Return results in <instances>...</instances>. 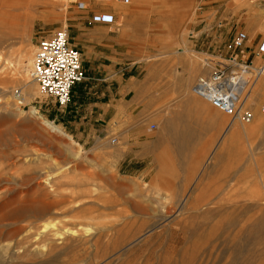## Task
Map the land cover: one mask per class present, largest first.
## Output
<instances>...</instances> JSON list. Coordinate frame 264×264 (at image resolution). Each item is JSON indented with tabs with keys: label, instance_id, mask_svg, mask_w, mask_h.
<instances>
[{
	"label": "rangeland",
	"instance_id": "1",
	"mask_svg": "<svg viewBox=\"0 0 264 264\" xmlns=\"http://www.w3.org/2000/svg\"><path fill=\"white\" fill-rule=\"evenodd\" d=\"M85 1L77 9L75 0H0V90H7L0 93V264H264V128L249 130L264 114L255 104L254 120L228 131V117L191 92L196 78L215 68L235 28L256 48L264 0H191L186 9L182 0ZM104 14L113 21L92 19ZM61 27L86 72L65 108L32 79L35 92L25 95L23 79L38 40ZM263 95L264 79L254 90L259 103ZM187 99L223 118L204 162L223 137L228 142L210 176L211 183L223 181L222 190L202 209L233 196L238 176L246 180L240 206L223 218L192 216L200 210L184 203L201 173L178 168L169 119L181 114L177 129L204 141L216 129L211 118L209 129L195 119L182 105ZM102 107L110 109L97 119ZM129 135L153 142L154 151L144 153ZM253 224L260 229L251 232Z\"/></svg>",
	"mask_w": 264,
	"mask_h": 264
},
{
	"label": "built area",
	"instance_id": "2",
	"mask_svg": "<svg viewBox=\"0 0 264 264\" xmlns=\"http://www.w3.org/2000/svg\"><path fill=\"white\" fill-rule=\"evenodd\" d=\"M128 1L124 0L125 3ZM75 6L85 9L86 1L75 0ZM92 19L109 23L113 15H93ZM247 41L246 31L235 28L226 52L216 55L215 68L198 76L191 87L196 97L228 117L226 129L236 122L250 123L255 117V104L264 114V102L259 103L254 96L258 82L264 79V35L253 50ZM82 62L79 49L70 42L68 28L61 27L38 40L30 77L41 93L51 97L60 108H65L75 86L86 79ZM116 140L115 136L110 138L111 143Z\"/></svg>",
	"mask_w": 264,
	"mask_h": 264
},
{
	"label": "bare ground",
	"instance_id": "3",
	"mask_svg": "<svg viewBox=\"0 0 264 264\" xmlns=\"http://www.w3.org/2000/svg\"><path fill=\"white\" fill-rule=\"evenodd\" d=\"M11 1H13V0H5V3L7 4V2H11ZM189 1H191V0H182L181 1V3H180V5H182L183 7H188L189 6V4H187ZM112 3V5L117 9V8H119V7H121V8H123L122 6H120V5H116L115 3H118V4H120V2H116V1H113V2H111ZM187 4V5H186ZM183 7H182V9H183ZM186 7H185V9H186ZM120 8V9H121ZM105 16H108L109 14H104ZM112 21H113V19H112ZM111 21V22H112ZM32 55V54H31ZM30 58V60H32V57L30 56L29 57ZM31 65V64H30ZM30 69V68H29ZM28 71V70H27ZM25 78H23L24 79V82H25V88H26V93H25V95H27V94H29L30 96L32 95V94H34V92H35V89H36V87H35V84H34V82H32L31 81V78H30V76L28 75V73L26 72V75L24 76ZM6 88H2L1 90H0V93L1 94H5L6 93ZM30 96H25V99H26V97H30ZM261 99H263L264 100V95L263 96H261ZM254 120V119H253ZM252 120V121H253ZM251 121V122H252ZM49 126H51V128L52 129H54L56 132H58V134H65L64 133V131H63V129L60 127V126H57V125H55L54 123H52V122H49L48 120H46L45 121ZM231 126V125H230ZM234 127L232 126V127H229V129H228V131H232V132H235L236 131V129H233ZM244 128V131H246V128L245 127H243ZM262 128H264V119H259L258 120V122H257V125H255V126H253L252 127V129H249V130H254V131H257V130H259V129H262ZM248 131V130H247ZM247 131H246V133H247ZM231 132V133H232ZM249 133V132H248ZM247 133V134H248ZM225 136V135H224ZM230 136V135H229ZM213 141H214V139H213V136H211L208 140H207V143H206V147L208 146V147H210V148H212V145H213ZM224 142H225V137H223L222 139H221V141L219 142V145H218V147H215V148H213V149H215V150H213L212 152H213V154H211V156L209 157V159L207 160V162H204L203 163V169H202V172H201V174H200V179L196 182V183H194V186H193V190H192V192H193V194L191 195V198L189 199V198H187L186 199V202H184V200H182L181 201V204L184 202L185 203V206L189 209V210H200L198 213H191L190 215H192V216H195V217H199V216H204V217H210L211 215H216V217H218V218H223V216L225 215V214H227L228 212H232V211H235L236 209H237V207H239L240 205H238L239 204V202L241 201V198H243V195L239 192V190H240V187H239V184L241 183V182H243V180L244 181H246L245 179H244V177H239L238 176V178H236V181L234 182V187H233V189H235V193L233 194V196H231V197H228V198H224V199H219L218 201H217V203H216V205L214 206V207H207V208H203L202 209V207H203V202L207 199V198H210V197H212L215 193H217L218 191H221L222 190V185H223V181L222 182H215V179H214V182H212L211 183V179L212 178H210V176L212 175V173L213 172H215L216 170H218V169H220L221 168V166H222V157H221V153H222V150H223V146H224ZM217 146V145H216ZM208 152V151H207ZM211 152V153H212ZM202 158V152H196V154L194 155V161H196V160H200ZM192 160V159H191ZM191 162V161H190ZM193 163V162H192ZM247 171H249V174L251 175V170H250V168L249 169H247ZM218 172V171H217ZM190 174V173H189ZM194 176V175H193ZM249 176V175H248ZM209 179H208V178ZM214 177L217 179V180H220V177H219V179L216 177V175H214ZM209 180L210 181V185L208 184V186H207V183H208V181H205V180ZM223 180V179H222ZM213 185H215L214 187H213ZM253 188V185H252V187L251 188H249V190H251ZM249 190H248V192H249ZM238 191V192H237ZM189 200V201H188ZM224 200L226 201V202H228L229 203V200H230V202H231V204H232V206H227V205H225V203H224ZM57 202V201H56ZM54 203V202H53ZM53 203L51 204V205H53ZM250 203V205L252 204L253 205V203H251V202H249ZM7 204V203H6ZM50 204H48V205H50ZM227 204V203H226ZM47 205V204H46ZM46 205L43 207V210L42 211H45V209H46ZM54 205H55V203H54ZM58 206V209H60L59 208V206L60 205H57ZM180 206V205H179ZM48 207V206H47ZM50 208V207H49ZM54 208V207H53ZM1 209V208H0ZM48 209V208H47ZM61 210V209H60ZM0 211H2V210H0ZM173 212V209L172 208H170L169 210H167V216H169V215H171V213ZM48 214V213H47ZM3 216L4 218H5V216L3 215V214H1L0 213V216ZM43 215V214H42ZM6 216H7V214H6ZM47 216V215H46ZM1 220V219H0ZM3 221L5 220V219H2ZM3 221H1V222H3ZM13 222V221H12ZM260 229V227H257V225H252V227H251V232L252 231H258Z\"/></svg>",
	"mask_w": 264,
	"mask_h": 264
},
{
	"label": "crops",
	"instance_id": "4",
	"mask_svg": "<svg viewBox=\"0 0 264 264\" xmlns=\"http://www.w3.org/2000/svg\"><path fill=\"white\" fill-rule=\"evenodd\" d=\"M98 70L99 71L102 70V67H99ZM186 101L188 103H186V104L184 103L182 105H185V108L191 109L194 112V114L196 116H198L195 119L198 120L199 123L204 121L207 124L206 125L207 128L209 129V127L212 126V122L210 120H208V118H211V120L214 121V123L216 125V129H215V127H211L209 137H211L213 135L212 131H215V133H219L223 118H220L221 116L217 112H215L213 109H211V107H209L208 105L200 103L199 100H197V99H193L192 101H195V102L197 101L199 103V105H192V103H190L192 101L189 99H187ZM115 104L117 105V104H119V102H117ZM98 106H100V104ZM109 109H110L109 107H107V109L102 107V110H101L102 114L98 115L96 118L97 119H104L103 114L105 112H107ZM201 112H204L206 115L203 116ZM75 113L78 114V111L76 110ZM181 116L182 115L180 114V115H177V117H173L172 119H169V122L167 124L168 129L171 131L170 133L173 134L172 137L175 139V141H174L172 138L167 136V138L170 141V144L172 145V151L177 154V158L175 161L177 163L178 168L183 170V172H184L183 174H186V172H189V171H190L189 173H192V174L201 173V170L203 169V163H204L206 157L208 156L210 150L212 149L208 146L206 147V143H207V140L209 137L207 138L206 141H204V138L202 139L200 136L198 137V136L192 135V134H195L194 132H192V134H191L190 132L180 131V129H177L176 122H180ZM181 120L184 121V119H181ZM226 125H227V123H226ZM232 125H235V123H233ZM225 128H226V126H225ZM176 133H179V134L176 135ZM127 138H128V142H130V143H139V144H141V146H145V150L141 149V151H143L146 154L153 152L155 149L153 146V142H150V141L144 142V141H138L137 139H131L130 135ZM230 141H232V138L230 139ZM198 144H200V145H198ZM227 148H228V142H226L224 149L222 151V152H224L225 155L228 153ZM193 149L195 152L190 153ZM196 152L197 153L202 152V158L200 160H196V161H194V159H193L191 162H189L191 154L195 155ZM193 186H194V184H193ZM177 189H179V188H177ZM172 190H173V188H172ZM192 190H193V187L189 189V191H192Z\"/></svg>",
	"mask_w": 264,
	"mask_h": 264
}]
</instances>
